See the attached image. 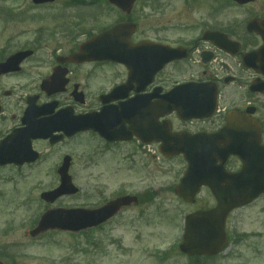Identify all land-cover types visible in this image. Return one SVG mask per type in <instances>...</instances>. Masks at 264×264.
<instances>
[{
  "label": "flooded vegetation",
  "instance_id": "af4514ba",
  "mask_svg": "<svg viewBox=\"0 0 264 264\" xmlns=\"http://www.w3.org/2000/svg\"><path fill=\"white\" fill-rule=\"evenodd\" d=\"M20 1L17 11L0 10V171H59L67 156L71 169L77 154L86 169L107 159L117 163L122 151L132 164L136 152L161 161L158 133L213 132L231 109L249 106L264 143V0H136L125 9L108 0ZM8 21L30 26L6 33ZM119 24L125 26L117 35L81 50ZM119 53L126 62L112 59ZM183 87L207 104L216 97L213 114L184 120L182 110L168 111L177 105L168 102L169 93ZM138 97L148 112L147 144L136 134L140 124L117 112ZM89 115L100 118L101 129L125 131L130 139L109 141L87 129L81 120L86 124ZM32 151L36 161L4 163ZM239 162L230 157L227 164L235 170ZM226 230L222 253L193 260L220 264L234 247L246 246L247 234L235 236L228 220Z\"/></svg>",
  "mask_w": 264,
  "mask_h": 264
},
{
  "label": "rangeland",
  "instance_id": "374dc122",
  "mask_svg": "<svg viewBox=\"0 0 264 264\" xmlns=\"http://www.w3.org/2000/svg\"><path fill=\"white\" fill-rule=\"evenodd\" d=\"M20 3L0 0V6L15 11ZM24 26L30 23L8 21L6 33ZM123 153L126 151L118 155L117 163L107 159L100 166L86 169H82L77 154L70 174L81 191L53 204L42 200L41 193L57 186L56 171L40 167L0 171V253L4 264H190L178 248L184 218L213 205L211 191L203 188L196 203L186 204L174 192L187 166L183 156L161 161L151 157L150 161L136 152L130 169L133 164ZM123 194L140 196L141 204L123 209L101 227L78 233L30 235L41 214L50 207L94 208ZM228 227L235 236L247 234L246 246L240 244L227 257L222 255L225 258L220 264H264V196L236 210Z\"/></svg>",
  "mask_w": 264,
  "mask_h": 264
},
{
  "label": "water",
  "instance_id": "95a60500",
  "mask_svg": "<svg viewBox=\"0 0 264 264\" xmlns=\"http://www.w3.org/2000/svg\"><path fill=\"white\" fill-rule=\"evenodd\" d=\"M112 1L120 5L125 3V0ZM191 116L199 117L200 114L196 112ZM227 120V125L219 132L195 135L181 133L174 135L176 144H166L167 156L182 152L188 162L175 192L185 201L194 202L201 186L207 185L218 199L215 209L195 212L186 218L181 249L189 254L215 252L214 249L224 235V221L229 211L264 193V145L261 144L259 129H255L253 121L239 110L231 112ZM169 137L173 138L171 135ZM231 154L238 155L243 160L242 169L236 173L227 172L224 166ZM69 163V158H66L60 169V187L44 193L45 199L54 201L62 194L78 191L68 174ZM137 202L136 196H123L97 210H49L42 216L32 234L36 235L49 228L78 231L98 225L116 214L122 206Z\"/></svg>",
  "mask_w": 264,
  "mask_h": 264
}]
</instances>
